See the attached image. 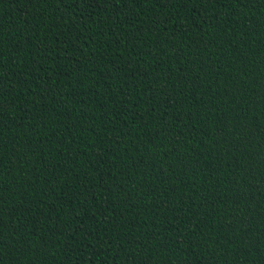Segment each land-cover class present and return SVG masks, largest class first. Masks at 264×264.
<instances>
[{
    "label": "trees",
    "instance_id": "trees-1",
    "mask_svg": "<svg viewBox=\"0 0 264 264\" xmlns=\"http://www.w3.org/2000/svg\"><path fill=\"white\" fill-rule=\"evenodd\" d=\"M0 264H264V0H0Z\"/></svg>",
    "mask_w": 264,
    "mask_h": 264
}]
</instances>
